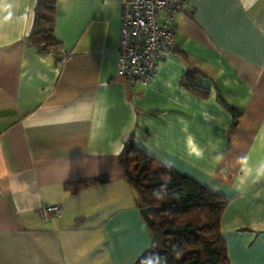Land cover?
<instances>
[{"label":"crops","instance_id":"1","mask_svg":"<svg viewBox=\"0 0 264 264\" xmlns=\"http://www.w3.org/2000/svg\"><path fill=\"white\" fill-rule=\"evenodd\" d=\"M125 1L55 0L58 44L39 51L37 0H0V149L14 174L0 181V264H133L151 233L118 164L129 136L223 197L231 264H264V179L238 182L240 157L264 163V0H189L148 85L116 75Z\"/></svg>","mask_w":264,"mask_h":264},{"label":"trees","instance_id":"2","mask_svg":"<svg viewBox=\"0 0 264 264\" xmlns=\"http://www.w3.org/2000/svg\"><path fill=\"white\" fill-rule=\"evenodd\" d=\"M55 0H37L29 42L39 51L54 48ZM194 73L184 80L193 82ZM129 136L118 156L124 177L135 188L143 206L150 207L149 248L133 264H231L219 222L225 200L188 175L156 161ZM98 175L64 187L72 192L102 183ZM159 191L158 198L154 192Z\"/></svg>","mask_w":264,"mask_h":264},{"label":"built area","instance_id":"3","mask_svg":"<svg viewBox=\"0 0 264 264\" xmlns=\"http://www.w3.org/2000/svg\"><path fill=\"white\" fill-rule=\"evenodd\" d=\"M189 0H126L120 15L117 78L148 85L161 57L177 50L175 13L188 12ZM43 217H60L58 205H46Z\"/></svg>","mask_w":264,"mask_h":264},{"label":"clouds","instance_id":"4","mask_svg":"<svg viewBox=\"0 0 264 264\" xmlns=\"http://www.w3.org/2000/svg\"><path fill=\"white\" fill-rule=\"evenodd\" d=\"M238 163L242 166L241 172L243 173L242 176L238 177V182L240 184H244L246 182L255 183L264 179V163H260L257 167L253 168L250 167L248 164V157L242 156L238 159ZM14 174L8 167V160L3 152L0 149V181H4L5 178L11 177ZM17 183V181H11L9 184V188L12 189L13 186ZM154 194L159 198V191L154 192Z\"/></svg>","mask_w":264,"mask_h":264},{"label":"water","instance_id":"5","mask_svg":"<svg viewBox=\"0 0 264 264\" xmlns=\"http://www.w3.org/2000/svg\"><path fill=\"white\" fill-rule=\"evenodd\" d=\"M140 213L142 214L144 220L146 221V223L148 225H151L152 224V219H150V207H147V206H141V208L139 209Z\"/></svg>","mask_w":264,"mask_h":264}]
</instances>
